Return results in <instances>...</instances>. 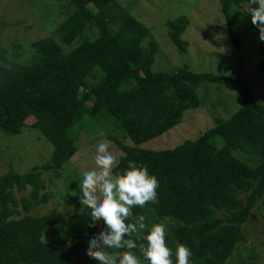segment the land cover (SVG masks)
<instances>
[{"label": "trees", "instance_id": "trees-1", "mask_svg": "<svg viewBox=\"0 0 264 264\" xmlns=\"http://www.w3.org/2000/svg\"><path fill=\"white\" fill-rule=\"evenodd\" d=\"M65 1L71 12L54 36L31 43L30 58L21 52L22 44L12 45L11 58L8 49L0 47V129L9 135L36 129L54 147L45 164L26 173L11 167L0 176V264L95 262L85 244L90 234L103 227L99 218L90 221L87 208L72 213L56 207L38 214L33 210L53 197L45 191L43 171L60 176L58 169L78 152L77 133L72 130L85 127L86 119L104 116H111L124 131V139L101 136L121 148L113 171H123L128 160H135L146 164L159 180L158 202L134 206L129 220L144 215L150 226L167 218V242L173 252L178 243L186 244L193 264H227L239 244L247 241L245 224L253 217L256 203L262 200L264 205V101L256 97L241 69L216 74L194 72L183 65L170 73L153 71L158 45L146 43L148 28L117 1ZM242 2L247 0H219L230 41L238 50L242 38L235 6ZM188 24L185 16L166 23L181 52L187 50L181 36ZM87 31H93L95 38L84 37ZM78 38L83 40L68 51L61 45H71ZM255 51L257 74L264 79V41ZM227 97L237 105L226 104ZM204 106L215 113L212 127L174 148L144 147L181 125L186 111ZM221 108L227 114L222 115ZM220 156L249 171L235 172L243 185L237 192L246 201L225 216L217 201L229 171L219 168ZM145 234L134 235L138 245L146 243ZM132 251L140 255L138 248Z\"/></svg>", "mask_w": 264, "mask_h": 264}, {"label": "rangeland", "instance_id": "rangeland-1", "mask_svg": "<svg viewBox=\"0 0 264 264\" xmlns=\"http://www.w3.org/2000/svg\"><path fill=\"white\" fill-rule=\"evenodd\" d=\"M115 1L124 6L148 28L149 36L146 43L153 41L158 45L153 71L170 73L183 65H187L194 72H214L216 74L232 73L241 69L256 97L264 101V79L257 74L258 54L255 51V46L262 40L259 29L252 23L251 16L245 13L247 2L235 6L236 26L242 38V47L238 50L230 41L226 18L220 10L219 0ZM255 6L252 5V7ZM71 9L65 0H0V24L5 25L0 26V47L8 49L7 56L11 58L12 45L22 44L21 52L23 51L24 56L30 58L31 43L54 36ZM108 11L112 13V4ZM181 16L189 20L181 36L187 43L185 52H181L172 41L166 26L168 20H175ZM86 36L94 39L96 34L93 31H87L84 37ZM57 40L62 43L59 37ZM82 40L83 38H78L71 45H61L68 51ZM201 92L202 87L199 91L202 98ZM224 101L226 104L237 105V103H232L228 97L224 98ZM220 110L222 115L226 113L222 108ZM196 111H186L181 125L145 142L144 147L154 150L174 148L184 140L193 139L200 132L214 125L215 113L210 107L208 109L204 106ZM110 117L104 116L91 121L86 119L85 127L82 125L80 130L78 129L80 125H78L72 130L77 133L75 145L78 152L70 159V162L58 169L60 176H56L53 170L43 171V178L47 184L45 191L52 192L53 197L49 202L34 208L33 214L48 212L55 207L67 213L81 211L79 181L75 178L84 171L96 167L94 163L95 146L98 141L105 139L101 137L102 135H113L118 139H124L123 129L118 127V124ZM106 141L116 154L115 163L122 154L121 148L113 141ZM53 149L52 143L39 130L25 128L19 135H9L0 129V176L5 175L11 167L17 172L26 173L34 166L45 164L51 159ZM219 165V168L229 171L225 188L219 191L217 201V207L225 216L231 211L238 210L240 204L246 201L243 193L238 194L239 190L242 192L241 186L243 185L239 182L241 176H236L235 172H240L242 175L243 173L249 174V171L239 166L240 164L234 167L233 160L226 159L225 156H220ZM245 226L247 241L239 244L227 264H264V205L262 200L256 203L253 217ZM93 264H99V262L95 260Z\"/></svg>", "mask_w": 264, "mask_h": 264}, {"label": "clouds", "instance_id": "clouds-1", "mask_svg": "<svg viewBox=\"0 0 264 264\" xmlns=\"http://www.w3.org/2000/svg\"><path fill=\"white\" fill-rule=\"evenodd\" d=\"M256 5L252 7V5ZM245 13L251 16L257 26L260 39L264 41V0H247ZM116 154L110 149L109 142L100 140L95 146V168L81 173L79 181L81 211L89 210V220L98 218L103 222L99 233L88 236L85 250L99 264H193L192 250L186 244L178 243L175 251L167 242L168 219L146 223L144 215H138L134 221V206L143 208L146 204L158 202L159 180L150 173L146 164L128 160L123 171H113ZM142 233L146 243L137 244L133 238ZM139 250L140 255L132 251ZM109 249L127 251L110 252Z\"/></svg>", "mask_w": 264, "mask_h": 264}]
</instances>
